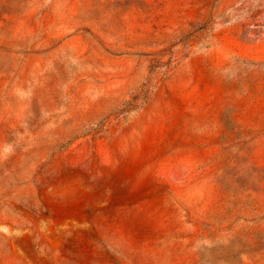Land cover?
Wrapping results in <instances>:
<instances>
[{
  "label": "rangeland",
  "instance_id": "374dc122",
  "mask_svg": "<svg viewBox=\"0 0 264 264\" xmlns=\"http://www.w3.org/2000/svg\"><path fill=\"white\" fill-rule=\"evenodd\" d=\"M0 264H264V0H0Z\"/></svg>",
  "mask_w": 264,
  "mask_h": 264
}]
</instances>
